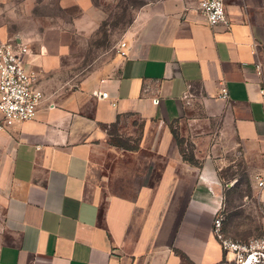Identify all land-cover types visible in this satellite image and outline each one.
I'll use <instances>...</instances> for the list:
<instances>
[{"label": "crops", "instance_id": "1", "mask_svg": "<svg viewBox=\"0 0 264 264\" xmlns=\"http://www.w3.org/2000/svg\"><path fill=\"white\" fill-rule=\"evenodd\" d=\"M60 5L77 14L33 25L32 0H0V44H27L45 96L33 120L5 126L0 113V264L231 262L213 222L226 213L223 170L240 160L264 174V0H226L230 25L215 27L196 0L149 3L124 35L127 57L87 74L77 56L95 0ZM119 119L122 136L141 123L137 151L111 144L105 126ZM104 151L150 159L133 195L103 189Z\"/></svg>", "mask_w": 264, "mask_h": 264}, {"label": "rangeland", "instance_id": "2", "mask_svg": "<svg viewBox=\"0 0 264 264\" xmlns=\"http://www.w3.org/2000/svg\"><path fill=\"white\" fill-rule=\"evenodd\" d=\"M155 1L158 0H95L96 8L91 13L94 21L93 30L80 39L77 56L79 71L87 74L93 68L115 57L118 46L133 23L136 13L143 6ZM69 11L61 8L60 0H32L33 18L37 19L32 24L39 25V20L46 17L68 19ZM71 14H77V10H73ZM135 126V129H128V132L123 134L124 137L133 140L131 144L137 140L141 142L142 139L141 123ZM175 127L180 132L179 126ZM186 149L189 154H194L193 145L187 140ZM104 152L105 155L102 154L95 160L100 164L97 173L101 175L100 182L103 189L112 194L133 195L138 185H141L145 179L144 165H147L150 159L143 155ZM111 166H113L112 176L109 173ZM229 168L225 235L228 239L240 243L264 238V195L256 188V177L250 176L240 160L236 162L235 168Z\"/></svg>", "mask_w": 264, "mask_h": 264}, {"label": "built area", "instance_id": "3", "mask_svg": "<svg viewBox=\"0 0 264 264\" xmlns=\"http://www.w3.org/2000/svg\"><path fill=\"white\" fill-rule=\"evenodd\" d=\"M196 3L209 27L230 25L226 0H196ZM127 49V44L122 41L117 54L127 57ZM29 53L27 44L15 42L0 44V113L5 126L35 119L40 105L45 100L43 92L38 89V75L27 69L26 57ZM256 71L259 76L263 74L262 64H256ZM262 93L264 94V90ZM101 97L107 98L108 94L104 93ZM220 97L228 99L226 88H223ZM256 188L264 193V174L256 176ZM225 220V207H222L214 219L213 234L223 251L233 254L232 261L227 264H264V238L248 243L232 241L225 235Z\"/></svg>", "mask_w": 264, "mask_h": 264}, {"label": "trees", "instance_id": "4", "mask_svg": "<svg viewBox=\"0 0 264 264\" xmlns=\"http://www.w3.org/2000/svg\"><path fill=\"white\" fill-rule=\"evenodd\" d=\"M119 127H120V119L110 125V126H105V129L108 131V134L111 139V144L115 147L127 150V151H137L139 149V141L137 140L134 144H131L133 141L131 138H126L122 136L119 132ZM171 132L176 140L177 146L179 147L180 153L183 156L184 161L198 166L199 162L195 159L194 154H189L188 150L186 149V140L181 137L179 130L172 124L170 126ZM230 170L228 167L227 169L222 171L223 178L225 180L229 179L230 177L227 175V172Z\"/></svg>", "mask_w": 264, "mask_h": 264}]
</instances>
